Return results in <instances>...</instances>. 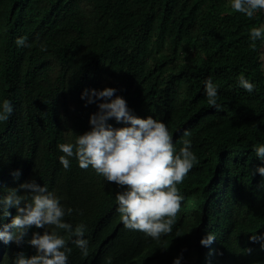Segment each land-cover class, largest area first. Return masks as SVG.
Wrapping results in <instances>:
<instances>
[{
  "label": "trees",
  "instance_id": "trees-1",
  "mask_svg": "<svg viewBox=\"0 0 264 264\" xmlns=\"http://www.w3.org/2000/svg\"><path fill=\"white\" fill-rule=\"evenodd\" d=\"M262 23L264 10L250 18L229 0H0V101L14 108L0 122V192L35 178L77 210L64 219L86 224L89 249L83 255L58 229L72 248L69 264H173L181 254L182 264H264L261 241L250 239L264 235V187L253 174L261 161L252 150L264 141V43L253 47L248 31ZM17 36L27 37L24 46ZM241 72L254 91L239 86ZM208 76L223 109L208 103ZM105 86L136 114L164 120L177 150L183 129L192 130L198 162L178 184L185 199L173 231L159 240L123 226L115 182L75 157L67 169L59 161L58 143L74 142L98 111L81 93ZM209 231L216 239L206 247ZM20 251L36 249L0 240V264H14Z\"/></svg>",
  "mask_w": 264,
  "mask_h": 264
},
{
  "label": "clouds",
  "instance_id": "clouds-1",
  "mask_svg": "<svg viewBox=\"0 0 264 264\" xmlns=\"http://www.w3.org/2000/svg\"><path fill=\"white\" fill-rule=\"evenodd\" d=\"M229 4L231 9L250 18L264 10V0H229ZM248 31L253 47L257 40L264 43V23L252 25ZM26 42V36L16 37L18 46H24ZM203 84L208 103L218 110L223 109L224 106L218 103V83L208 76ZM238 84L247 92L256 89L255 82L243 72L238 76ZM118 91L112 86L83 90L81 99L86 106L96 104L98 111L90 115L89 130L77 134L74 142L58 143L57 147L63 153L59 161L67 169L71 166V158L75 157L81 168L91 167L106 181L115 182L120 189L115 192L116 211L123 226L159 240L163 234L173 231L175 217L185 199L178 184L198 162L193 141L188 138L192 136V130L183 129L182 146L177 150L168 124L154 115L145 118L136 114L126 98L116 94ZM13 110L9 98L0 101V122L7 121ZM111 118L122 122L123 126L114 127L109 123ZM252 150L261 161L253 174L261 175L259 186L264 187V141L254 143ZM20 174L19 169L13 172L17 178ZM61 201V196L50 191L47 184H39L35 178L8 188L6 194L0 192V219L12 217L10 223L0 227V240L5 244L26 243L36 249L31 256L24 251L18 252L14 264H69L72 248L58 229L73 237L72 244L83 255L88 254L86 224L73 225L65 220L77 210ZM13 206L17 209L15 216L10 211ZM33 225L44 231H34L29 236ZM49 225L56 227L50 230ZM215 239V234L209 231L200 242L207 247ZM250 239L261 241V247H264V235L255 233ZM182 260L183 255H178L173 264H182Z\"/></svg>",
  "mask_w": 264,
  "mask_h": 264
},
{
  "label": "bare ground",
  "instance_id": "bare-ground-1",
  "mask_svg": "<svg viewBox=\"0 0 264 264\" xmlns=\"http://www.w3.org/2000/svg\"><path fill=\"white\" fill-rule=\"evenodd\" d=\"M109 260V259H108Z\"/></svg>",
  "mask_w": 264,
  "mask_h": 264
}]
</instances>
